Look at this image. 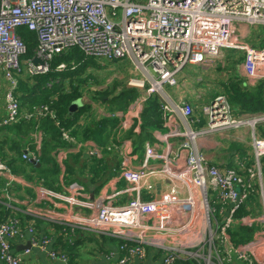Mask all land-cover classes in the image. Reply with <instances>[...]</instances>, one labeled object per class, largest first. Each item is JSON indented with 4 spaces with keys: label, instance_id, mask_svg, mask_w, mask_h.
<instances>
[{
    "label": "built area",
    "instance_id": "2783aa9c",
    "mask_svg": "<svg viewBox=\"0 0 264 264\" xmlns=\"http://www.w3.org/2000/svg\"><path fill=\"white\" fill-rule=\"evenodd\" d=\"M241 23L264 25V0H0V76L6 83L0 129L22 119L39 122L43 117H56L47 104L22 110L17 97L19 78L48 72L55 55L74 48L95 58L99 65L115 60L130 63L136 75L128 85L139 88L143 100L153 94L160 96V110L168 127L155 134L154 142L145 144L139 164L129 165L130 158L125 155L121 177L127 185L122 191L108 193L96 202L81 198L83 187L76 181L61 193L41 187L42 196H58L67 205L69 220L52 221L117 237L123 240L122 251L133 243L119 258L120 264L134 257L145 261L147 246L160 253L157 264H175L179 258L204 264H264V233L240 244L230 235L235 224L251 222V216L237 218V214L253 197L262 202L259 219L264 227V138L256 132V126L264 122V112L236 116L229 98L221 93L202 107L207 125L194 129L193 106L186 100H173L165 87L178 86L186 66L208 64L224 49L244 51L243 67L249 82L256 85L263 81L264 48L240 40ZM20 28L36 33L32 55ZM66 67L67 63L61 62L55 70ZM241 127L251 130L252 165L238 160L237 167L222 169L212 163L201 150L200 138ZM35 129L33 143L40 149L44 136L38 124ZM62 136L75 142L65 128ZM173 138H181L180 152L188 150L187 166L181 172L173 169L180 159V153L173 150ZM89 153L100 157L102 149L94 146ZM22 157L39 162L37 153L28 147ZM0 176L6 180L2 195L11 202V187L19 182V176L1 159ZM144 191L158 197L143 199ZM122 194L129 198L118 202ZM31 211V215L45 217L40 208ZM26 232L33 234L34 226H23L19 218L0 222L1 264H22L13 242ZM31 242L60 264H70L65 252L50 249L51 238L44 237L40 243L33 238Z\"/></svg>",
    "mask_w": 264,
    "mask_h": 264
},
{
    "label": "crops",
    "instance_id": "0c3cea01",
    "mask_svg": "<svg viewBox=\"0 0 264 264\" xmlns=\"http://www.w3.org/2000/svg\"><path fill=\"white\" fill-rule=\"evenodd\" d=\"M239 38L241 41L248 43L249 45L264 48V25H249L247 23L239 24ZM244 54V51L241 50L224 49L218 58L208 64L189 65L190 67H194L199 72L198 78H200V80H194L190 75H188L187 72H184V69L179 75L178 86H165L167 93L173 100H186L193 106L194 112L192 116V126L194 129H201L207 125V119L202 111V107L206 104H209V100L211 98L213 99L215 95L222 93L227 95L228 98H231V95L235 89H238L239 92L247 90L250 91L257 85H252L245 74L243 67ZM126 63L128 64V62ZM107 70L108 64L104 66L99 65L97 68L93 67L89 69L88 74H91V78H89L83 87L84 89L82 96L76 99L74 102H78V108L84 106V108L91 109V111L89 113L86 112L80 115L81 128L79 130V137H74L75 142H69L72 144V146L70 148L59 147L57 148L58 151H56L58 161L64 169V160L67 159L69 154L82 153L84 161L91 156L89 152L92 147L98 146L102 149L101 156L97 158L106 160L108 165L110 164L108 166L109 172L106 174L103 173V175H96L98 180H102L93 184V186L83 187V193L81 196V198L84 200L92 199L96 200V202L102 200V198L108 193L122 191L127 185V182L121 177V171L124 167L123 160L125 159V155L129 156L130 158L129 165L134 167L135 165L139 164L144 157L143 152L137 150V145L139 142H142L144 148L147 142L149 143L155 141V134L157 132H164L168 130V127L164 125L165 117L162 111L159 113V115L162 117L161 127L152 129L150 128V130L141 128V119L143 112L146 109L147 102L151 101V99H157L156 103L160 107L161 98L158 94H153L149 96L148 99L143 100L140 89L128 85L129 79L136 75V72L130 63L126 66V71L128 70L129 73L127 75L118 76V80L120 81L119 83L112 82L109 79H107L106 82L102 81ZM99 75L102 77V79L97 80ZM90 79L95 80L91 81ZM93 81H95V84L92 83ZM262 82H264V80ZM200 86H203L204 88H199ZM127 87L136 89V97L134 96L135 98L129 104L126 111L119 110L117 111L119 112L118 116H112L111 114L113 112H110L109 102L107 100L109 98L118 96ZM5 89L6 83L3 80V77L0 76V118L5 113V101L3 95L5 93ZM107 90L108 92L110 91V95L104 98V95L102 94ZM232 107L236 116L257 113H241L233 105ZM70 110L75 112V110H72L71 108ZM109 116L119 117L121 121L118 133L119 136L115 141L111 142L106 147L108 150L116 149V158H110L109 156H106V152L108 150L106 149L105 151V147L97 145V143L92 138L84 137V132L88 127L96 128L97 123H99L104 117ZM177 122L179 123V120H177ZM130 131H133L134 133L132 136L129 135ZM33 134L34 132L31 133L32 137ZM261 137L263 136L261 135ZM134 141H136V143H134ZM180 141L181 138H173L172 147L174 152H179L181 156L182 150L181 152L179 150ZM237 141L243 142L246 145V148L233 151L231 144L232 142ZM199 143L201 150L206 154L207 158L212 163L219 165L222 169H227L234 166L237 167L238 160H244L242 162L246 166L252 165L254 161L252 134L249 127H241L224 132L210 133L201 137ZM108 160H111L112 163ZM93 173L94 171H86L85 174L87 176L85 177H87V179H85H91V174L93 175ZM18 176L19 182H16V184L21 185L22 189L19 190V192L17 191L15 194L14 192L12 193L13 199L8 203V205L31 216L32 218H26L27 221L25 224H23V226L31 223L35 229L33 234L26 232L22 237L15 239L13 242L15 252L22 258V264H60L58 261L52 259L48 252L44 250L39 244L33 245L31 242L34 238L40 243L44 237L51 238L50 249L53 248L56 250H67L69 244L74 245L70 254V264H120L119 258L123 257L124 254H122L123 251L120 250L119 245L115 243H107L105 244L107 250L101 251L98 248L99 245L94 241V239L91 240L89 238L91 237L90 234L93 236L97 235L91 232H84L79 228L77 229L81 231V233H79L82 236L89 233L90 234L85 239L81 238V236L80 238L76 237V233L69 235L65 234L63 238L64 243L57 245V232L50 225V223L56 222L61 225L64 224L57 221H52L46 216H36L29 213L32 212V209L35 210L38 208L42 210H48L52 213H64L67 212L66 203L58 196H42L40 191V188L43 187L42 185L29 183L22 176ZM103 181L104 183H102ZM151 181L154 182L153 179ZM155 183L157 184V182ZM66 186L67 184L63 185L61 191L54 192H64ZM28 188L33 190L32 194H29L26 191ZM120 196L121 197L118 202H124L129 198L123 194ZM156 196L157 193L151 194L145 191L142 194L143 199L147 200ZM88 212H90V210H88ZM28 243H31L29 248L26 247ZM114 252L116 254L113 257H110L111 253ZM147 252L148 256L145 261H141L137 257H134L126 264H157L160 260V253L150 246H147Z\"/></svg>",
    "mask_w": 264,
    "mask_h": 264
},
{
    "label": "trees",
    "instance_id": "16d2710c",
    "mask_svg": "<svg viewBox=\"0 0 264 264\" xmlns=\"http://www.w3.org/2000/svg\"><path fill=\"white\" fill-rule=\"evenodd\" d=\"M18 32L27 43L28 54L32 55L37 45L36 33L27 28H20ZM61 62L67 63V67L62 71H56L55 67ZM50 66L51 69L46 73L20 77L17 97L21 103L22 110H30L37 105L47 104L55 111L56 117H43L39 122L22 119L10 125L3 126L0 129V159L14 173L22 176L27 182L40 184L53 191H61L63 185L72 181H78L79 176H87L85 174L86 171H94L93 175L91 174L92 178L90 181L92 184L98 183L102 179L98 180L96 175H103V173L106 174L109 172L106 160L90 156L83 161L84 157L82 153H73L69 154L67 159L64 160L65 168L63 169L58 161L56 151H58L57 148L59 147L70 148L72 146V144L63 138L62 128L67 129L71 136L79 137V130L81 128L80 115L86 112L89 113L91 109H86L83 106L75 110V112H72L70 107L76 99L82 96L83 87L89 78H91V74H88L89 69L93 67L97 68L99 64L95 58L86 55L78 48H74L55 55L50 61ZM135 90V88L127 87L118 96L109 98L107 101L109 102L110 112L119 110L126 111L129 104L137 95ZM102 95L106 98L110 95V91L108 92L107 90ZM229 99L232 105L241 113L264 112V82L261 81L250 91L239 92L238 89H235ZM156 100L151 99V101L147 102L146 109L143 112L141 128L145 130L161 127L162 117L159 115L161 110ZM57 121H59L60 125L57 124ZM120 122L119 117H104L96 124V128L88 127L84 132V137L92 138L97 145L105 147L106 151L107 145L115 141L119 136ZM37 124L44 136L40 149L36 148L31 135L36 130ZM259 133L264 137V123L259 126ZM133 134V131L129 132V135L132 136ZM27 147L37 153L39 165L23 159L22 155ZM137 150L140 152L144 151L141 141L137 145ZM70 159L73 160V164ZM262 173L264 180V162ZM5 182V178L0 176V222L16 217L20 219L22 224H25L27 221L26 218L28 219L31 216L8 205V198L2 195ZM21 189L22 187L19 184H14L11 187V191L14 194ZM26 191L29 194L33 192L29 188ZM248 214H250V211L246 204L242 206L237 215L240 217L242 215L247 216ZM50 225L57 232V245L64 243L63 238L65 234L76 233V237L80 238L81 236L83 239L90 234L82 236L79 229H72L71 226L65 224L61 225L52 222ZM253 231V228L240 222L235 224L230 230L231 239L235 244L246 243L254 238L255 234H253ZM47 235L50 236L49 234ZM90 235L91 237L89 238L91 240L94 239L101 251L107 250L105 246L107 243H115L119 246L123 244V240L117 237L107 235H97V237L92 234ZM73 246V244H69L67 250L61 249L59 251L65 252L70 258ZM133 246V243H129L122 254L125 255L127 250ZM175 264L199 263L195 260H183L179 258Z\"/></svg>",
    "mask_w": 264,
    "mask_h": 264
},
{
    "label": "rangeland",
    "instance_id": "374dc122",
    "mask_svg": "<svg viewBox=\"0 0 264 264\" xmlns=\"http://www.w3.org/2000/svg\"><path fill=\"white\" fill-rule=\"evenodd\" d=\"M126 62L127 61H125V60H123V61L115 60V61H112L110 63H107L108 64V70L105 73V75L103 76V80L102 81L106 82V80L109 79L112 82L119 83L120 81L118 80L119 79L118 76L119 75H127L129 73L128 70L126 71V66L129 63L127 64ZM196 71L197 70L194 67H190L189 65L186 66V68L184 70V72H187L188 75H190L194 80H198L199 72L197 71L198 72L197 73ZM99 79H102V77L100 75L97 77V80H99ZM90 80L92 81V80H95V79H90ZM92 83L95 84V81H93ZM199 88H204V87L200 86ZM0 96H1V92H0ZM211 101H212V98L209 100V102H211ZM261 124H263V123H261ZM259 125L256 126V131H257V134L260 135V133H259ZM231 146L233 148V151H237V150L246 148V145L243 142H240V141L232 142ZM115 152H116V149H109L106 152V156H109L110 158L111 157L116 158V153ZM70 161L72 162V164L74 163L73 160L70 159ZM108 161L111 162V160H108ZM77 168H79V166H77ZM85 178L87 179V177H85V176H79L78 184L80 186H82V187L93 186V184L91 183L90 179L86 180ZM247 207H248V209L250 211V214H248L247 217L251 216L252 219H251V222L249 224H246V225H248L249 227L254 229L253 234H255V236L263 234L264 233L263 220L259 219L260 216H261V210L263 209L262 202L260 201V199L258 197H253V198H251V200H249ZM43 214H44V216H46V217H48L50 219L61 220V221H65L66 219L69 220L68 219L69 218V216H68L69 214H66V212H65V215H62L60 213H52L50 211L44 210ZM240 217L243 218V217H246V215H242ZM237 218H238V215H237ZM82 230L84 232H89V231H86L84 229H82ZM196 262L199 263V264H204L201 261H196Z\"/></svg>",
    "mask_w": 264,
    "mask_h": 264
},
{
    "label": "water",
    "instance_id": "95a60500",
    "mask_svg": "<svg viewBox=\"0 0 264 264\" xmlns=\"http://www.w3.org/2000/svg\"><path fill=\"white\" fill-rule=\"evenodd\" d=\"M34 62L35 63H38L39 62V60H38V58H35L34 59ZM78 102L76 101V102H73L72 103V105H71V109L72 110H77V108H78ZM187 158H188V150L187 149H184V150H182V152H181V156H180V159L178 160V164H177V166H173V169L176 171V172H181V171H183L185 168H186V166H187ZM33 162H35V161H33ZM37 164L39 165L40 163L39 162H37ZM31 246V243H28L27 244V246L26 247H30Z\"/></svg>",
    "mask_w": 264,
    "mask_h": 264
}]
</instances>
